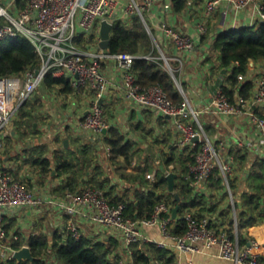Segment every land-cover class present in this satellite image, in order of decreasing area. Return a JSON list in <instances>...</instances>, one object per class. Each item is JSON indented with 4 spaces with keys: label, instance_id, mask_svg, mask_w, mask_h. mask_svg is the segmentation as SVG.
I'll use <instances>...</instances> for the list:
<instances>
[{
    "label": "crops",
    "instance_id": "obj_1",
    "mask_svg": "<svg viewBox=\"0 0 264 264\" xmlns=\"http://www.w3.org/2000/svg\"><path fill=\"white\" fill-rule=\"evenodd\" d=\"M12 2L18 4L17 0H0L6 7ZM206 2L207 0H201L195 3L194 0H189L188 6L182 12H175L173 0H157L154 10L147 14L145 24L157 45L160 47L161 44L160 51L166 64L170 60L179 62L180 76L179 79L175 78L177 86L184 99L200 112L199 121H193V126L199 129L201 124L206 134L218 144L222 155L233 164L234 170L230 176L239 189L235 190V197L241 203L238 193L245 187L244 181L249 184L254 165L264 161L261 136L246 114H220L213 107H208H211L219 91L235 90L227 79L231 73H224L219 54L213 49L216 35L228 29L255 25L256 11L250 8L237 14L231 6L224 4L214 18L208 20L207 32L202 34L198 31L197 24L204 19ZM127 3L128 0H121L115 20L124 17L123 8ZM164 24L180 29L192 37L196 43L195 50L185 54L173 42L165 40L162 33ZM92 44L93 42L87 41L85 48L96 51L98 48ZM104 54L108 55L105 51ZM103 67L110 83V89L103 100L105 119L109 125L105 133L95 136L81 127V116L89 108V96L65 94L61 87L49 88L45 84L15 110L6 127V146L3 150L5 154L0 158V169L26 183L29 189L45 190L48 196V201L42 207L24 210L11 219L10 222H14L13 227L18 225L24 237L31 234L47 235L46 227L49 224L54 227L50 234L54 235L59 231L66 237L67 217L59 202L63 194L70 191L69 188L65 189L70 180L75 178L76 191L95 185L103 188L112 204L119 200L129 202L135 199L137 191L146 192L154 187L156 182L149 180L148 175H155L157 181V169L163 170L166 177L174 173L175 165L165 169L166 160L171 157L177 159L180 153L191 152L189 146L180 145L183 136L171 118L162 117L155 110L142 108L126 99L124 80L115 59L106 57ZM252 68L250 73L263 74L264 60L252 63ZM261 111L264 112V109ZM110 128L118 129L126 141L135 144L136 151L131 165H126L122 158L112 160L107 144ZM236 154L243 159L242 167L236 163ZM45 160H50L51 166L50 172L43 175L42 162ZM70 161L73 163L71 171L58 174L60 164ZM144 165L153 166L155 170L147 174V179L141 182L139 169ZM177 176L176 183L180 181V175ZM192 186L195 188L194 196L215 195L212 199L208 196V210L205 214L211 217L218 228L226 229L229 233L233 229L234 240L239 242L238 210L232 190L226 191L229 205H223V201L218 198L217 202L216 197H224L226 188L216 191L210 189L207 183L198 188ZM156 191L157 194H163ZM163 200L172 202L167 195L163 196ZM172 217L175 224L178 214L174 216V210ZM81 228L85 236L93 241H105L115 237L125 245L116 232L91 226L82 220ZM159 233L158 229L150 231L155 238L160 237ZM243 233L247 242L251 238L259 241L262 245L260 252L264 258V224L245 229ZM171 251L176 256L175 264H234L223 260L217 248L201 254ZM127 261L133 263L131 260Z\"/></svg>",
    "mask_w": 264,
    "mask_h": 264
},
{
    "label": "built area",
    "instance_id": "obj_2",
    "mask_svg": "<svg viewBox=\"0 0 264 264\" xmlns=\"http://www.w3.org/2000/svg\"><path fill=\"white\" fill-rule=\"evenodd\" d=\"M24 1L23 8H18L16 2L7 7L0 3V40L24 35L34 44L42 58V65L39 69L27 70L21 77L0 78V153L5 148L6 127L15 110L34 95L49 72H52L54 78L67 79L74 94L90 97L89 108L81 116V127L84 130L95 136L108 130L103 100L110 89V83L103 62L106 57H110L116 60L122 73L126 99L142 108L153 109L162 117L171 118L182 133L180 145L189 146L190 154L195 158L186 179L198 188L219 170L231 192L228 176L234 170L233 164L222 155L218 144L206 134L201 124L199 129L194 128L192 122L199 121L200 112L188 100L177 105L159 86L147 88L140 85L133 73L138 56L130 53L115 56L104 54L105 50L100 46L102 22L108 20L114 24L121 0ZM156 3L157 0H128L123 14L143 17L154 10ZM224 4L231 6L237 14L253 8L257 21H264V5L261 0H207L204 19L197 24L200 33L207 32L208 20L214 18ZM162 33L164 39L173 42L180 52L188 54L195 50L196 43L182 30L164 24ZM90 39H93L92 45L98 48L96 51L83 49L78 44L79 40ZM244 80L253 84L249 97L240 95L232 103L223 91H219L208 108L213 107L220 114H246L256 126L264 147V112L261 111L264 109V73L241 76L240 81ZM197 137L198 142L195 141ZM198 145L200 149L195 152ZM148 179L156 182L153 174L148 175ZM46 195L45 190L29 189L26 183L0 169V264H11L15 260V253L27 246L24 244L21 248L16 247L24 236L18 225L8 231L10 220L24 210L42 207L48 201ZM59 206L67 217V229L76 240L85 236L81 228L82 220L91 226L118 233L126 247L150 243L182 254H201L217 248L225 261L234 264H264L260 252L262 245L256 238L240 245L226 229L215 226L206 214L198 216L194 212H187L184 216L186 233L173 234V210L168 200L158 204L149 219L142 220L127 217V204H112L106 192L96 186L66 193ZM153 229L159 230V238L151 236L150 231ZM121 264L134 263L122 260Z\"/></svg>",
    "mask_w": 264,
    "mask_h": 264
},
{
    "label": "trees",
    "instance_id": "obj_3",
    "mask_svg": "<svg viewBox=\"0 0 264 264\" xmlns=\"http://www.w3.org/2000/svg\"><path fill=\"white\" fill-rule=\"evenodd\" d=\"M17 1L18 8H23L25 1ZM194 1L199 3L201 0ZM188 2L189 0H173L174 11L182 12L188 6ZM261 2L264 5V0H261ZM147 19V14L143 17L136 15L117 18L113 24L109 48L105 52L109 56L121 53L138 56L133 66V73L137 76L140 85L147 88L161 87L169 98L180 106L185 101L175 79H179L180 64L175 60H170L168 65L166 64L160 51L161 44L160 47L159 44L157 45L147 29L145 24ZM86 42L85 40H79L78 44L86 49ZM88 42H93V40L90 39ZM213 49L219 54L220 66L223 70H226V75L231 73L227 79L235 90H223L227 97L232 103H235L236 98L240 95L249 97L253 84L249 80L240 81V77L252 74L250 73L253 69L252 63L264 60V21H257L253 26L247 25L240 29H228L218 33L213 43ZM162 50L165 54L164 47H162ZM41 65L42 58L38 55L34 44L29 38L18 35L15 38L0 40V78L21 77L27 70L39 69ZM42 84L49 88L59 86L65 94L73 93L70 82L65 78H54L52 72L47 74ZM184 88L186 89L185 85ZM235 92H237L236 97ZM109 134L107 144L110 148L112 160L122 158L126 165H131L136 151L135 144L126 141L122 133L116 128H110ZM199 149L200 146H196L195 152ZM236 157V163H239L242 167L243 159L237 154ZM194 163L195 158L186 153H180L177 159L171 157L165 161V169L175 165L174 173L180 175V181L175 186L180 201H177L175 196L169 192L167 177L164 171L159 168L157 169L158 180L152 189H148L146 192L137 191L134 195L135 199L132 201L119 200V202L127 204L126 216L134 220L149 219L153 215L156 206L163 202V196L167 195L169 199H172V210L180 207L178 219L172 233L175 235L185 234L187 231V225L184 221L185 214L190 211L195 212L198 216H203L208 210L209 195L194 196L195 188L190 180L186 179L190 174V167ZM42 164V174L46 175L50 172L51 162L45 160ZM72 168L73 163L71 161L63 162L57 171L58 174H63L71 171ZM154 170L153 166L144 165L141 167L139 169L141 182H143V179H147V174ZM228 181L236 201L239 242L240 245H243L247 242L243 233L244 230L264 224V161L254 165V170L250 173L248 188L238 193L240 194L241 203L235 197V190L238 189L235 186V180L231 179L229 175ZM75 184V178L70 180L65 187V189L69 188L70 190L67 192H75ZM207 184L210 189L216 191L226 188L225 179L219 170L214 172ZM99 188L103 189L102 187ZM156 190L163 194H157ZM65 194L66 192L63 195ZM214 196L209 197L212 199ZM119 202L113 204L117 205ZM13 226L14 222H9L7 225L8 231ZM230 230V235L234 239V230ZM24 244L30 247L35 260L33 262L13 260L11 264H121L125 257H127V260L133 261L134 264H175L176 260V256L171 250L159 248L155 244H133L126 247L120 239L115 237L97 242L86 236L76 240L69 231L66 237L59 231H56L54 235L31 234L28 237H23L16 244V247L21 248Z\"/></svg>",
    "mask_w": 264,
    "mask_h": 264
},
{
    "label": "water",
    "instance_id": "obj_4",
    "mask_svg": "<svg viewBox=\"0 0 264 264\" xmlns=\"http://www.w3.org/2000/svg\"><path fill=\"white\" fill-rule=\"evenodd\" d=\"M112 29H113V23H111L108 20H105L102 22V26H101V38H102V42L100 44L101 48L103 50H107L109 48V42L111 39V33H112ZM226 72V70H224V73ZM106 132V130L104 131V133ZM195 141H199V137H197L195 139ZM177 174L175 173H170L167 176V180H168V184H169V191L172 195L175 196L177 201H180V196L179 194L176 193L175 190V186H176V179H177ZM180 207H176L174 209V216H176L178 214ZM14 259L18 262L20 261H31L33 262L35 260V257L32 254V251L30 249L29 246L23 247L22 249L18 250L15 255H14Z\"/></svg>",
    "mask_w": 264,
    "mask_h": 264
},
{
    "label": "rangeland",
    "instance_id": "obj_5",
    "mask_svg": "<svg viewBox=\"0 0 264 264\" xmlns=\"http://www.w3.org/2000/svg\"><path fill=\"white\" fill-rule=\"evenodd\" d=\"M6 129H7V128H6ZM5 132H6V131H5ZM5 146H6V137L4 138V147H5ZM4 154H5L4 151H2V152L0 153V158H1V159L3 158ZM1 159H0V160H1ZM244 185H245V187H243V188H245L244 190H246V188H248V183L244 181ZM243 188H242V190H243ZM226 191H228V190H227V187H226L225 193H226ZM226 195H227V197H226ZM171 196H172V195H171ZM173 197H174V196H173ZM228 197H229V196H228L227 193L224 194V197H223V195H222V196L219 195V196L216 197V199H217L216 201L218 202L219 200H221V201H223V205H226V204L229 205V203H228V202H229ZM218 198H219V200H218ZM171 200H172V199H171ZM221 203H222V202H221ZM25 225L27 226V223H25ZM44 226H45V225H44ZM25 228H27V227H25ZM28 230H29V229H28ZM28 230H27V231H28ZM52 230H54V227H53L52 225L49 224V225L46 227V233H47V235H49V234L51 233ZM123 260H124V261H127V257H125Z\"/></svg>",
    "mask_w": 264,
    "mask_h": 264
}]
</instances>
